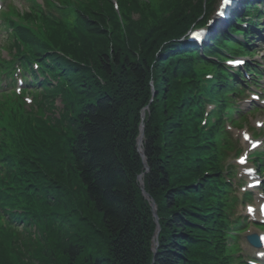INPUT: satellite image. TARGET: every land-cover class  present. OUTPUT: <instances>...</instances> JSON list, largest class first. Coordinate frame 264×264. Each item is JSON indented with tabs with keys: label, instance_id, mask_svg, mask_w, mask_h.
I'll return each instance as SVG.
<instances>
[{
	"label": "trees",
	"instance_id": "1",
	"mask_svg": "<svg viewBox=\"0 0 264 264\" xmlns=\"http://www.w3.org/2000/svg\"><path fill=\"white\" fill-rule=\"evenodd\" d=\"M161 3L155 11L122 0L127 19L122 30L108 0H94L97 11L88 9L74 18L79 23L75 36L62 26L55 29L60 33L54 36L56 49L70 60L51 55L57 67L52 74L63 77L69 90L61 84L60 90L50 92L70 100L67 131L58 122L52 129L43 126L40 135L33 133L25 146L3 156L16 190L10 195L18 199H3L9 222L41 221L36 211L47 225L49 213L59 217V230L48 228L49 249L70 254L67 262L220 264L226 253L229 191L217 143H209L216 140L217 128L200 132L195 111L203 109L197 74L216 69L218 80L225 78L220 66L208 62L195 46L180 42L205 13L202 0ZM196 3L197 10L191 12ZM167 10L173 11L170 21L161 16ZM131 13L141 15L138 22L129 18ZM230 30L214 38L213 46H205L208 56L224 59L218 47L237 42L232 35L236 30ZM23 34L31 44L33 35ZM223 88L221 82L212 92L223 94ZM142 124L147 172L138 142ZM142 174L158 209L156 257V220L142 194ZM5 187L0 181L1 195L7 193ZM88 248L99 258L84 262L81 257ZM16 263L0 249V264Z\"/></svg>",
	"mask_w": 264,
	"mask_h": 264
},
{
	"label": "rangeland",
	"instance_id": "2",
	"mask_svg": "<svg viewBox=\"0 0 264 264\" xmlns=\"http://www.w3.org/2000/svg\"><path fill=\"white\" fill-rule=\"evenodd\" d=\"M17 2H16V4L17 5H19L20 4V2H21V0H16ZM4 41V37H2V36H0V47H1V45L4 43L3 42ZM50 102H54V100H49ZM57 106H58V108H61L62 107V105H61V103L60 102H58V104H57ZM160 231H161V227H160V225L159 226H157V234H159L160 233ZM91 257H93V258H99V255L97 254V252H96V250L95 249H88L87 251H85V253L83 254V258H85V259H90ZM70 264H73L72 262H70Z\"/></svg>",
	"mask_w": 264,
	"mask_h": 264
},
{
	"label": "snow or ice",
	"instance_id": "3",
	"mask_svg": "<svg viewBox=\"0 0 264 264\" xmlns=\"http://www.w3.org/2000/svg\"><path fill=\"white\" fill-rule=\"evenodd\" d=\"M222 2H223V5L227 6L228 4L231 3V0H222Z\"/></svg>",
	"mask_w": 264,
	"mask_h": 264
},
{
	"label": "bare ground",
	"instance_id": "4",
	"mask_svg": "<svg viewBox=\"0 0 264 264\" xmlns=\"http://www.w3.org/2000/svg\"><path fill=\"white\" fill-rule=\"evenodd\" d=\"M159 238H156L155 240L158 241Z\"/></svg>",
	"mask_w": 264,
	"mask_h": 264
}]
</instances>
